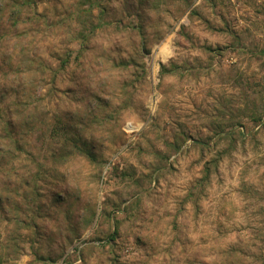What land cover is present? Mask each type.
<instances>
[{"label": "rangeland", "instance_id": "1", "mask_svg": "<svg viewBox=\"0 0 264 264\" xmlns=\"http://www.w3.org/2000/svg\"><path fill=\"white\" fill-rule=\"evenodd\" d=\"M243 14L0 0V264H264V34ZM65 126L94 158L54 154Z\"/></svg>", "mask_w": 264, "mask_h": 264}, {"label": "crops", "instance_id": "2", "mask_svg": "<svg viewBox=\"0 0 264 264\" xmlns=\"http://www.w3.org/2000/svg\"><path fill=\"white\" fill-rule=\"evenodd\" d=\"M243 4L245 9L249 14H252V16H248L247 14L243 18H235L234 19V27L237 29L238 27H243L245 32H248L251 37L248 40V43H252L253 41L256 43V41L253 39L255 37L256 39H259V35L262 37L264 34V0H243ZM263 8V9H262ZM262 9L261 12L256 13L255 11H258ZM248 17V18H247ZM263 32L262 34H259V32ZM253 39V40H252ZM264 39V38H263ZM260 45L263 46V43ZM261 49V48H260ZM264 51V50H262ZM161 63L164 64V61L161 59L158 61V64Z\"/></svg>", "mask_w": 264, "mask_h": 264}, {"label": "trees", "instance_id": "3", "mask_svg": "<svg viewBox=\"0 0 264 264\" xmlns=\"http://www.w3.org/2000/svg\"><path fill=\"white\" fill-rule=\"evenodd\" d=\"M80 54L82 55V52H80ZM67 62H68V60L63 59L62 60V66H65L67 64ZM160 65H161V68L163 70H165L167 68V66L163 63H161ZM263 119H264V116L262 115L261 118L259 119V122H262ZM263 123H264V120H263ZM64 128H67L65 130V132H67V133L64 137V140L62 143L63 145H62V147L61 146L58 147L54 154L58 153L59 151H62L64 154H61V156L64 159H68L69 154L71 153V149H72L73 151L80 153V154H83V155L89 157L90 159L94 158L93 146H91L87 142V139L83 136L82 132L77 129V130L73 131L71 136H69L70 128L67 126H65ZM50 129H51L52 133L58 131L57 128H55L54 130H53V128H50ZM68 146H69V148H67ZM40 171H41V169H40ZM111 237H113V235Z\"/></svg>", "mask_w": 264, "mask_h": 264}, {"label": "built area", "instance_id": "4", "mask_svg": "<svg viewBox=\"0 0 264 264\" xmlns=\"http://www.w3.org/2000/svg\"><path fill=\"white\" fill-rule=\"evenodd\" d=\"M133 129L131 128L130 131H132ZM80 260H78L77 262H79Z\"/></svg>", "mask_w": 264, "mask_h": 264}]
</instances>
